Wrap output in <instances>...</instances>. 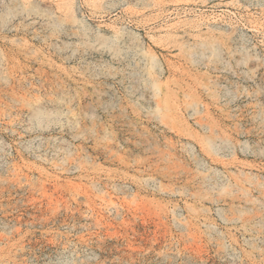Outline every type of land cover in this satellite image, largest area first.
Returning a JSON list of instances; mask_svg holds the SVG:
<instances>
[{
    "label": "rangeland",
    "instance_id": "rangeland-1",
    "mask_svg": "<svg viewBox=\"0 0 264 264\" xmlns=\"http://www.w3.org/2000/svg\"><path fill=\"white\" fill-rule=\"evenodd\" d=\"M0 264H264V0H0Z\"/></svg>",
    "mask_w": 264,
    "mask_h": 264
}]
</instances>
